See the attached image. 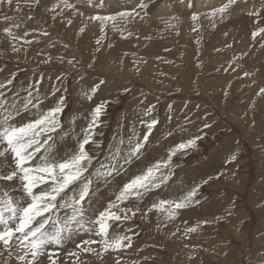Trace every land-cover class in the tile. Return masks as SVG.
Returning <instances> with one entry per match:
<instances>
[{"label": "rangeland", "instance_id": "1", "mask_svg": "<svg viewBox=\"0 0 264 264\" xmlns=\"http://www.w3.org/2000/svg\"><path fill=\"white\" fill-rule=\"evenodd\" d=\"M139 2L105 0L103 8H94L86 0H66L75 5L70 8L63 0H39L38 5L31 6L20 0L19 12L15 2L12 8L3 7L0 15L24 18L20 28L13 29L15 35H30L12 41L3 32L9 23L0 20V81L15 74L9 97L16 91L24 96L25 87L38 84L45 110L64 95L66 107L60 119L67 129L75 117L77 134L87 127L95 105L109 101L95 138L100 147L90 146L97 157L96 167L105 162L116 139L124 137L127 141L133 131L142 138L147 132L142 121H158L141 159L128 165L127 171L111 184H100L97 208L106 206L119 187L146 166L166 159L169 148L202 137L195 149L177 153L172 161L173 179L168 186L147 194L140 207L146 209L159 199H175L197 185L200 187L196 199L200 203L182 210L167 227L157 228V220L163 219L158 213H149V219H141L138 214L126 222L123 231L132 237V247L105 253L110 264L120 257L121 264H262L264 94H259V90L264 87V34L253 39L252 32L264 27V18L249 12L259 11L264 0H238L222 20L215 18V27L207 14L227 0H192L193 7L188 6L189 0H145L148 7L140 16L121 25L124 35L130 31L132 36L122 38L109 24L105 38L97 46L96 40L104 33L99 22L88 17L131 10ZM193 13L199 14L198 20L191 19ZM29 15L33 19L28 20ZM165 21L176 27H166ZM42 31L49 35H42ZM13 43L20 52H12ZM49 57L50 62L45 63ZM70 60L72 64L68 63ZM118 67L123 73H134V78L115 75V70L110 72ZM245 72L249 75L245 76ZM57 76L62 78V87L52 96L53 87L60 86ZM96 84H100L99 90L88 101L82 92ZM148 108L152 112L144 115ZM74 144V138L61 141L60 153L69 152ZM232 155L235 160H231ZM9 164L10 156L7 161H0V171H8ZM220 173L224 175L219 176ZM210 176L214 179L204 184ZM217 217L222 219L216 221ZM149 220L155 223L154 228L148 227ZM205 220L209 223H202ZM197 224V231L186 233L188 227ZM89 238L85 233L68 242L59 250L57 264H73L76 258L68 255L72 251L79 253L83 264H105L76 248L77 243ZM92 247L100 249L99 244ZM15 255L14 251L10 264H20ZM6 258L4 252L0 264H5Z\"/></svg>", "mask_w": 264, "mask_h": 264}, {"label": "snow or ice", "instance_id": "2", "mask_svg": "<svg viewBox=\"0 0 264 264\" xmlns=\"http://www.w3.org/2000/svg\"><path fill=\"white\" fill-rule=\"evenodd\" d=\"M14 2L19 12L20 0H0V10L3 7L12 8ZM24 2L29 6L39 4V0H24ZM63 2L66 7H75L67 4L66 0ZM237 2L238 0H227V3L221 7L211 10L207 15L213 21L212 26L215 27L217 16L222 20ZM86 3L94 8L105 6V0H96L95 3L94 0H86ZM188 6H194L192 0H189ZM147 7L145 0H140L136 8L131 10L89 16V20L99 22L101 33H104L96 40V45H101L106 36L105 29L109 24L122 38L127 39L132 36L133 33L130 31L125 36V28L121 25L131 23ZM249 15L264 18V4L259 11H251ZM27 19L31 20L33 17L29 15ZM191 19L198 20L199 14L193 13ZM0 20L9 23L3 32L12 41L24 40V36L30 35L25 32L24 36H17L13 31L20 28L23 17L14 18L3 14L0 15ZM165 24L166 27H176L169 21H165ZM84 31L85 28L82 27L80 32ZM193 31L196 29L194 28ZM176 34L179 35V32L177 31ZM261 34H264V27H257V30L252 32V37L255 39ZM42 35L47 36L49 33L42 31ZM25 43L31 44L32 41L25 40ZM11 50L18 53L21 49L13 43ZM99 50L97 47V51ZM50 60L51 57L44 62L48 63ZM68 63L72 64V61ZM91 66L90 64L89 67ZM248 75L249 73L245 72V76ZM14 80L15 74H12L0 81V161H7L8 157H11V164L7 165L9 170L0 171V248L4 250L0 252V256L4 255V252L7 253L5 264H10L14 251L15 259L20 264H45V260L48 264H57L59 250L75 237L85 233L90 238L81 240L76 244V248L79 252L92 254L97 259L103 260L105 253H119L132 247V237L123 231V226L126 222L134 220L138 214L141 219H149V213H158L163 219L156 225L157 228L167 227L182 210L200 203L199 199H196L200 187L197 185L175 199H159L146 209L140 207L147 194L168 186L175 174L173 158L177 153H186L188 149H195L197 141L202 139L196 136L169 148L166 159L146 166L140 174L124 182L114 194V199H110L106 206L97 208L96 193L100 184H111L116 177L127 171L128 165L141 159L152 129L158 121L156 119L142 121L147 128L142 138L133 131L127 141L124 137L116 139L105 162H99V166L96 167L94 161L97 157L90 150V146L94 144L97 148L100 147V142L95 138L109 101H101L95 105L90 113L87 127L82 128L81 133L77 134L75 117L67 129L60 119L66 107L64 95L57 97L55 105L45 110L42 107L43 99L39 95L38 84L25 87L24 96H21L20 91H16L9 97L7 93L12 91L10 86L13 85ZM57 80L60 86L53 87L50 93L52 96L61 91L62 78L57 76ZM102 83L104 81L100 82ZM100 84L83 91L82 95L91 101ZM259 94H264V87L260 88ZM152 110V108L146 109L144 115H150ZM205 127L210 125L205 124ZM68 138H74L75 144L69 152L62 155L59 144ZM235 159L236 156L232 155L231 160ZM222 175L224 174H219ZM219 176L215 178L218 179ZM212 179L214 178L210 176L203 183L207 184ZM14 193H19V196L13 195ZM215 219L219 221L222 218ZM202 223L207 224L209 221L205 220ZM198 227L199 224L188 227L186 233L195 232ZM128 230L132 231L130 226ZM172 235L175 236L176 233L173 232ZM91 237H99V240ZM94 244H99L100 249L92 247ZM68 255L76 258L73 264H83L77 251L69 252ZM121 259L122 257L117 258L115 264H121Z\"/></svg>", "mask_w": 264, "mask_h": 264}, {"label": "bare ground", "instance_id": "3", "mask_svg": "<svg viewBox=\"0 0 264 264\" xmlns=\"http://www.w3.org/2000/svg\"><path fill=\"white\" fill-rule=\"evenodd\" d=\"M216 2V1H215ZM203 2L202 1H200L199 2V5H201ZM204 5V4H203ZM125 62V61H124ZM127 69V68H126ZM114 70H115V75H120V74H122V75H124V76H126L127 78L128 77H130V78H134V73H133V75L130 73V72H126V73H123L120 69H119V67L118 68H115V69H110V72H112V73H114ZM116 71H118V72H116ZM152 74V73H151ZM89 106V105H88ZM67 144V143H66ZM99 201V200H98ZM155 220H157V219H155ZM157 221H160L159 219L157 220ZM148 225V227L150 228V227H155V223H153V221H150L149 220V223L147 224ZM153 228H152V231H153ZM165 235V234H164ZM114 257V256H113ZM111 258V257H110ZM104 261H105V264H110L111 262H109V259H107V256L105 255V257H104V259H103ZM109 262V263H108ZM4 264V263H3Z\"/></svg>", "mask_w": 264, "mask_h": 264}]
</instances>
